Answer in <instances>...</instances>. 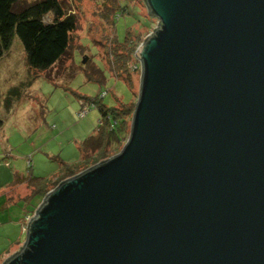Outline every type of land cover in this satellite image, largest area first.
I'll return each mask as SVG.
<instances>
[{"label":"water","instance_id":"95a60500","mask_svg":"<svg viewBox=\"0 0 264 264\" xmlns=\"http://www.w3.org/2000/svg\"><path fill=\"white\" fill-rule=\"evenodd\" d=\"M144 3L125 144L49 191L2 264H264V0Z\"/></svg>","mask_w":264,"mask_h":264},{"label":"rangeland","instance_id":"374dc122","mask_svg":"<svg viewBox=\"0 0 264 264\" xmlns=\"http://www.w3.org/2000/svg\"><path fill=\"white\" fill-rule=\"evenodd\" d=\"M129 1L138 7L133 6L131 14L118 18L113 27L112 17L118 0H60L63 9L76 17L77 26L71 35L68 55L45 72L28 67L24 49L16 37L0 58V223L11 221L10 224L16 223L20 229V217L31 209L33 214L49 191L115 155L111 152L109 157L96 163L94 159L80 161L77 145L92 134L100 119L95 107L82 105V98L93 99L100 92H107L101 103L108 108L115 107L117 100L126 105L137 101L138 61H130V65L136 62L139 69L125 72V80L122 75L115 77L111 71L110 53L119 47L115 35L122 41L125 30L131 28L127 31L129 38L134 39L135 31L132 30H136L143 41L156 29L158 22L151 19L150 28H141L140 25L147 23L143 16H148L144 0ZM52 21L51 13L43 18L44 23ZM84 58L85 64L82 63ZM90 61L103 71V83L87 80L83 67ZM117 73L120 74L118 70ZM123 80L129 81V85ZM13 87L19 88L18 97L8 92ZM124 144L119 145L118 152ZM59 158L63 161V168ZM15 174L43 178L42 186L48 181L40 201V197L34 195L30 202L27 201L29 203L24 200L10 202L3 192ZM19 187L20 193L14 192V197L28 199L34 192L31 185L21 184ZM2 231L4 229L0 226ZM24 239L25 234H20L22 243ZM21 246L1 258L0 264L18 252Z\"/></svg>","mask_w":264,"mask_h":264},{"label":"trees","instance_id":"16d2710c","mask_svg":"<svg viewBox=\"0 0 264 264\" xmlns=\"http://www.w3.org/2000/svg\"><path fill=\"white\" fill-rule=\"evenodd\" d=\"M132 1L134 2V0ZM133 6L137 5H133L129 0H118L117 8L112 17L113 27L118 18L131 14ZM49 13L53 15V21L44 23L43 18ZM143 17L147 23L140 25V27L150 28L152 26L151 19L154 18L149 15ZM76 26V17L63 9L60 0H32L31 2L28 0H0V58L10 49L16 37L24 49L28 67L33 71L45 72L68 55L71 47V35L75 32ZM129 29L131 28L125 30L122 41L117 40L115 35V41L119 47L113 48L110 53L112 60L109 62L115 77L122 75L125 80L127 79L123 76L125 72L129 73L139 69L136 62L132 65L129 63L131 60L137 61L135 58L136 50L144 41L139 39L136 30H132L135 32L133 34L134 39L131 40L129 32H127ZM83 68L88 81H95L99 84L104 82L103 71L96 68L91 61ZM117 70L120 74L117 73ZM125 80L123 81L128 86L129 81ZM8 92L15 97L20 94L19 88L14 87ZM105 93L107 92H100L93 99L82 98L84 100L82 105L88 104L95 107L100 114V119L92 134L77 145L80 161L87 162L94 159L96 163L98 160L109 157L111 152L116 154L119 145L125 143L128 138L135 104L130 103V106V104L126 105L117 100L115 107H105L101 103ZM60 166L61 168L64 167L62 160ZM15 178L18 184L31 185L34 189L33 194L28 199H23L26 202L34 195L42 196L43 187L48 182L46 181L42 186L41 183L44 179L31 175L27 177L16 175Z\"/></svg>","mask_w":264,"mask_h":264},{"label":"crops","instance_id":"0c3cea01","mask_svg":"<svg viewBox=\"0 0 264 264\" xmlns=\"http://www.w3.org/2000/svg\"><path fill=\"white\" fill-rule=\"evenodd\" d=\"M16 175H19V174L13 175V179H15L14 180L15 182L12 179L11 182L5 186L7 188L6 191L3 192L8 197V199L10 200L11 203H14L15 201L23 200L22 197L18 198V197H14L12 195L14 192L17 193V195L20 193V187L19 186L21 184H18L16 182V178H15ZM37 196L40 197V199H39V201H40L42 196L38 195V194H37ZM29 202H27V203H29ZM31 212H32V209H31V211L24 212V215L20 217V219H19L20 220L19 223H21L20 229L18 228V225L16 223L10 224L11 221H9L8 224L0 223L1 228L4 229V231L0 232V260H1V258H5L7 256V254H10V252L14 248L22 245V241L20 240V234H24L22 232V224L24 222L25 216L31 214Z\"/></svg>","mask_w":264,"mask_h":264},{"label":"built area","instance_id":"2783aa9c","mask_svg":"<svg viewBox=\"0 0 264 264\" xmlns=\"http://www.w3.org/2000/svg\"><path fill=\"white\" fill-rule=\"evenodd\" d=\"M34 214V213H33ZM33 214H29L27 216H25V219H24V222L22 224V232L25 234L26 231H27V226H28V223L29 221L31 220Z\"/></svg>","mask_w":264,"mask_h":264}]
</instances>
